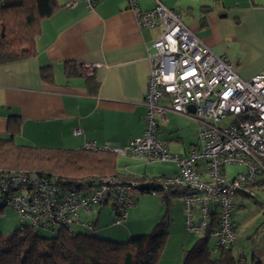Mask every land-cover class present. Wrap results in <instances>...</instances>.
<instances>
[{"label": "crops", "instance_id": "obj_1", "mask_svg": "<svg viewBox=\"0 0 264 264\" xmlns=\"http://www.w3.org/2000/svg\"><path fill=\"white\" fill-rule=\"evenodd\" d=\"M67 1L58 0L60 8L42 20L33 57L0 64V140L8 137V117L17 116L20 126L14 142L18 145L78 149L84 142L107 141L123 146L144 131L143 99L150 72L148 53L153 51L159 29L138 28L134 11L124 0H95L92 7L84 1L67 7ZM159 1L176 10L204 45L227 56L241 78L264 75V0ZM137 2L139 10L154 5V0ZM66 62L72 63L75 73H65ZM44 66L51 68V82L40 76V68ZM161 102L167 105L168 100ZM177 118L191 122L196 139L197 122L172 112L158 126L157 137L168 153L176 143L181 154H174L183 156L197 143H185L189 132L186 125L176 122ZM74 128L80 132L74 133ZM165 164L171 165L170 170ZM116 170L118 176L125 178L155 177L172 174L177 166L169 161L146 163L127 155L117 156ZM255 182L251 188L253 196L238 193L232 216L235 239L230 250L236 264H264V169L258 172ZM176 191L179 190L166 197L169 204L175 198L181 200ZM162 207L166 211V206ZM104 209L112 223L109 206L103 204L95 215L80 212L81 220L93 221L94 231L81 227H76L77 230L101 233L102 236L96 235L106 239H127L148 231L145 229L153 227L159 219L135 222L139 215L128 212L121 230L111 238V232L98 225ZM168 210L164 231L168 237L174 235L170 238L175 254L172 264H178L183 251L200 236L184 227L174 229L173 208ZM161 212L158 214L162 218L165 212ZM170 240L166 241L162 258Z\"/></svg>", "mask_w": 264, "mask_h": 264}, {"label": "built area", "instance_id": "obj_2", "mask_svg": "<svg viewBox=\"0 0 264 264\" xmlns=\"http://www.w3.org/2000/svg\"><path fill=\"white\" fill-rule=\"evenodd\" d=\"M6 1L0 0V6ZM79 1L88 7L95 2L68 0L65 6L73 7ZM124 1L134 11L138 28L159 29L153 51L148 53L144 131L123 146L89 141L81 148L135 156L146 163L169 161L177 171L155 177L91 176L68 185L24 170H0V209L11 208L19 225L40 232L65 230L74 236L76 227L94 231L93 221L81 220L80 212L95 215L107 204L112 224L120 225L138 195L167 197L183 189L186 230L201 236L215 220L208 232L209 251L214 254L233 243L232 216L238 193L253 196L255 177L264 169V75L241 78L227 56L204 45L176 10L159 0L147 10L137 9V0ZM162 99L168 100L167 105ZM168 112L191 117L198 124L197 144L183 156L169 154L157 137V128L166 122ZM227 115L230 121L220 125ZM73 132L80 131L74 128ZM232 165L241 170L229 176L227 167Z\"/></svg>", "mask_w": 264, "mask_h": 264}, {"label": "trees", "instance_id": "obj_3", "mask_svg": "<svg viewBox=\"0 0 264 264\" xmlns=\"http://www.w3.org/2000/svg\"><path fill=\"white\" fill-rule=\"evenodd\" d=\"M59 8L58 0H7L0 6V64L33 57L42 20ZM75 72L72 63L66 62L65 73ZM40 76L51 82V68L41 67ZM19 126L17 116L8 117V137L0 140V170L4 172L24 170L68 185H77L91 176L118 174L117 155L109 151L18 145L14 138ZM161 198L166 211L151 231L123 241L80 231L71 236L65 230L46 237L31 227L18 225L8 236L0 233V264H157L168 237L164 229L169 202L165 195ZM214 222L212 219L204 233L183 251L182 264H236L230 247L219 248L214 254L209 251L208 232Z\"/></svg>", "mask_w": 264, "mask_h": 264}, {"label": "rangeland", "instance_id": "obj_4", "mask_svg": "<svg viewBox=\"0 0 264 264\" xmlns=\"http://www.w3.org/2000/svg\"><path fill=\"white\" fill-rule=\"evenodd\" d=\"M230 119H231V116L227 115V117L225 119L221 120L219 122V124L220 125L227 124L230 121ZM176 122L187 126L186 132H189V135H188L187 139L185 140V143L188 144L190 141L197 143V140H196L197 138L195 139V135H194L193 127L191 126V122L187 121V120H185L183 118H177ZM169 153L170 154H174V153L181 154V151H179V146L176 145V143L175 144L173 143L172 146H171V151H169ZM160 165L161 164L157 165L158 168H160ZM163 166H165V168L167 170H170V168H171L170 164H165ZM239 170H241V167H238V166H235V165L228 166L227 167V175L231 176L233 173H235V172H237ZM137 198H138V200H136L135 206L133 204L135 209L133 207L130 211H128L129 213H136L135 215H139V216L135 217L134 221L142 223V221L146 220V218L147 219L148 218H154V219L155 218H159L158 219V221H159L160 218H161L160 216H162V215L161 214L159 215L158 213H160L161 211H162L161 213H164L165 211H164L162 206L164 205V208L166 206V204L164 202H162L161 196L151 195L149 193H143V194H140ZM170 208H173V213H174V218L172 220L173 228L176 229V230H179L177 228L184 227V213H183L182 200H179V199L177 200V198L173 199L171 204H169V209ZM168 213H170L169 210H168ZM84 218H87V217H84ZM151 220H153V219H151ZM98 221H99V223H98L99 226H104L105 230H107L108 232H111V234H112V235H110L111 238L116 237L113 234L118 233L119 230H121L122 225L124 224L123 223V224H120V225H113L112 223H110V218H109V215H108L106 209L103 210V212H102V214H101V216H100ZM18 222H19L18 216H17V214L15 212H13V210L11 208H2V209H0V233H2L5 236L10 235L15 230V228L19 225ZM106 223H108V224L105 227ZM151 229H152V227H150V229H145V230H148V231H140L138 233H135L136 234L135 236H137V234L141 235V234H144V233H148V232L151 231ZM184 229H185V227H184ZM99 230H101V229H99ZM141 230H143V229H141ZM39 234L41 236L50 237L54 233L50 232V231H42V232H39ZM96 234L93 233V235L96 236V237L102 236L101 233L100 234L98 233L97 234L98 236ZM172 236L174 237V235H172ZM172 236L168 237L169 240H170V238ZM98 238H101V237H98ZM116 238L115 239H109V240H114V241L126 240L125 238L124 239H116ZM103 239H106V238H103ZM209 244H211L210 241H209ZM165 249H167V252L165 254V258H162L160 256V259H159L158 263L159 264H168V263L172 264V262H173L172 260H174L175 254L172 251L171 240H170L169 246L167 245V248H165ZM172 255H173V257L171 258ZM181 257H183V256L181 255ZM181 257L178 260L179 261L178 264H182Z\"/></svg>", "mask_w": 264, "mask_h": 264}, {"label": "water", "instance_id": "obj_5", "mask_svg": "<svg viewBox=\"0 0 264 264\" xmlns=\"http://www.w3.org/2000/svg\"><path fill=\"white\" fill-rule=\"evenodd\" d=\"M188 109H189L190 111H192V110H193V105H189V106H188Z\"/></svg>", "mask_w": 264, "mask_h": 264}]
</instances>
